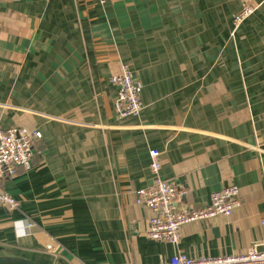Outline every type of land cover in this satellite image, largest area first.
<instances>
[{"label":"crops","instance_id":"obj_1","mask_svg":"<svg viewBox=\"0 0 264 264\" xmlns=\"http://www.w3.org/2000/svg\"><path fill=\"white\" fill-rule=\"evenodd\" d=\"M245 5L256 9L234 28ZM121 65L142 84L137 117L115 112L109 78ZM11 127L41 138L30 168L0 181L18 201L0 206V255L155 264L177 251L244 254L264 239V0H0V128ZM150 150L187 206L228 185L240 206L182 226L177 248L147 238L152 214L135 192L152 184Z\"/></svg>","mask_w":264,"mask_h":264},{"label":"built area","instance_id":"obj_2","mask_svg":"<svg viewBox=\"0 0 264 264\" xmlns=\"http://www.w3.org/2000/svg\"><path fill=\"white\" fill-rule=\"evenodd\" d=\"M98 1L100 4L105 3V0ZM255 9L254 6H243L233 17L234 28L253 14ZM109 82L118 88L114 102L116 115L119 118L139 116L142 110L139 98L142 84L132 77L128 66L121 65L120 72L111 76ZM40 138V132L29 131L24 127H11L6 130L0 128V181L5 177L14 176L18 166L24 169L30 168L33 144ZM160 155L161 152L158 150L149 151L152 184L135 192L136 204L152 214L148 221L147 238L166 242L177 248L182 226L217 217H229L240 206V189L236 185H228L212 193L209 203L204 206H187L183 201L186 190L160 178ZM262 183L264 190V177ZM0 206L12 211L18 207V201L0 190ZM260 225L264 227V215ZM30 227V224L25 223L23 233L29 232ZM260 246H264V239L254 242L244 254L218 257L193 258L177 251L169 259H162L155 264H264V251L259 250ZM45 249L49 253H55L52 245H46Z\"/></svg>","mask_w":264,"mask_h":264},{"label":"water","instance_id":"obj_3","mask_svg":"<svg viewBox=\"0 0 264 264\" xmlns=\"http://www.w3.org/2000/svg\"><path fill=\"white\" fill-rule=\"evenodd\" d=\"M0 264H37L30 259L14 256V255H0Z\"/></svg>","mask_w":264,"mask_h":264}]
</instances>
